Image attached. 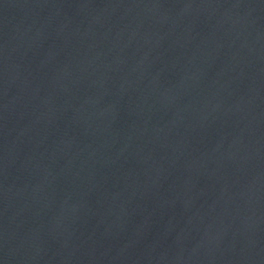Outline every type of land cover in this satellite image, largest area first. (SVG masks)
Wrapping results in <instances>:
<instances>
[{
    "label": "water",
    "instance_id": "water-1",
    "mask_svg": "<svg viewBox=\"0 0 264 264\" xmlns=\"http://www.w3.org/2000/svg\"><path fill=\"white\" fill-rule=\"evenodd\" d=\"M0 264H264V0H0Z\"/></svg>",
    "mask_w": 264,
    "mask_h": 264
}]
</instances>
